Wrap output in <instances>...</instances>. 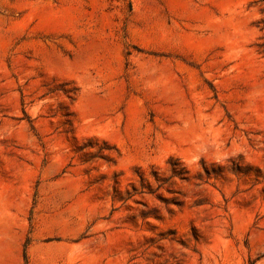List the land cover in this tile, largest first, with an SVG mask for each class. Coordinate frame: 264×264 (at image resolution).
Wrapping results in <instances>:
<instances>
[{
	"label": "rangeland",
	"instance_id": "1",
	"mask_svg": "<svg viewBox=\"0 0 264 264\" xmlns=\"http://www.w3.org/2000/svg\"><path fill=\"white\" fill-rule=\"evenodd\" d=\"M0 264H264V0H0Z\"/></svg>",
	"mask_w": 264,
	"mask_h": 264
}]
</instances>
